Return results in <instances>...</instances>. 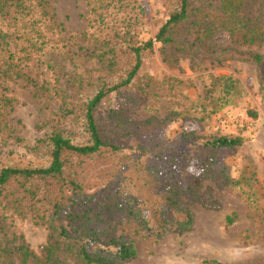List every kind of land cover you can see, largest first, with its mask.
Here are the masks:
<instances>
[{"label":"trees","instance_id":"obj_1","mask_svg":"<svg viewBox=\"0 0 264 264\" xmlns=\"http://www.w3.org/2000/svg\"><path fill=\"white\" fill-rule=\"evenodd\" d=\"M83 1L87 31L74 43L62 38L50 0H0V264H127L136 251L133 240L112 227L115 218L136 225L147 240L182 235L192 226L187 206L220 209L204 188L210 174L264 218V187L256 175L234 178L223 162L246 138L183 132L193 148L186 153L178 139L158 132L169 118L137 123L124 108L104 110L112 93L133 85L154 43L170 69L186 56L222 66L228 51L242 55L238 48L264 45V0H168L166 20L147 39L148 13L139 0ZM225 37L232 48L220 42ZM245 60L259 65L264 55ZM210 78L205 103L190 102L171 115L205 124L218 111L238 108L246 95L239 81ZM149 81L141 79L138 90L156 85ZM162 85L188 100L189 81L167 76ZM20 96L38 110V132L48 129L31 147L9 119ZM247 116L257 118L253 110ZM18 148L44 160L30 161ZM261 163L264 175V157ZM2 210L47 231L39 253L23 238L8 239ZM234 221L235 215L226 217V228ZM259 235L264 240V232Z\"/></svg>","mask_w":264,"mask_h":264},{"label":"rangeland","instance_id":"obj_2","mask_svg":"<svg viewBox=\"0 0 264 264\" xmlns=\"http://www.w3.org/2000/svg\"><path fill=\"white\" fill-rule=\"evenodd\" d=\"M146 8L148 19L144 28V38H154L158 23L167 18L168 0H139ZM198 2V0H195ZM56 19L62 25L61 36L64 39L77 43L79 35L87 31V11L83 0H50ZM224 47L232 48L227 38L220 40ZM160 44L154 43L153 52L144 58L137 79L130 88L120 93H112L104 106L106 109H119L126 118L137 123L154 120L162 124L158 132L163 137L179 140L181 150L188 153L193 148L181 134L194 132L197 136H243L246 142L233 152L224 154L223 162L229 167L234 178L240 175H256L260 186L264 187V175L261 158L264 157V61L253 64L245 60L249 54L264 55V45L260 47H241L238 54L228 51L222 66L215 62H200L194 57H182L176 69H170L161 60ZM90 66L96 67L95 62ZM176 77L189 81L191 88L183 91L185 100L178 93H168L162 85L164 77ZM213 77H232L239 81L243 92L246 93L239 107L228 112L218 111L205 124L184 121L171 115L172 112H182L189 108L190 102L202 104L206 89ZM144 84L150 81L156 85L141 92L137 88L139 81ZM136 98L139 101H136ZM216 107H210L213 110ZM247 110L257 114L255 120L247 116ZM9 119L11 125L19 131V137L26 145L33 146L41 139L48 129L38 132L36 123L40 120L38 110L20 96V104L14 109ZM169 120H172L169 122ZM153 126V124L151 125ZM136 144L135 140H130ZM18 153L30 161L42 162V155H30L28 151L18 148ZM41 153L42 150H40ZM101 170H98V172ZM99 179L90 180L94 185ZM204 188L211 191L212 200L220 204L219 210L204 208L200 204L187 206L192 217L190 231L178 235L173 232L165 234L158 242L147 240L138 232V227L117 216L112 223L118 235L133 240L136 258L127 264H264V240L259 234L264 232V218L255 215L250 210L246 199L236 190L222 184L221 178L210 174L204 181ZM140 192H144L142 185ZM207 198V194L203 196ZM6 218L7 237L23 238L35 253L46 244L47 231L32 225L30 220H20L10 211L2 210ZM235 215L234 223L226 228L225 218ZM256 238L246 239L247 236ZM67 264H74L71 260Z\"/></svg>","mask_w":264,"mask_h":264},{"label":"clouds","instance_id":"obj_3","mask_svg":"<svg viewBox=\"0 0 264 264\" xmlns=\"http://www.w3.org/2000/svg\"><path fill=\"white\" fill-rule=\"evenodd\" d=\"M189 171H191V168H189Z\"/></svg>","mask_w":264,"mask_h":264}]
</instances>
